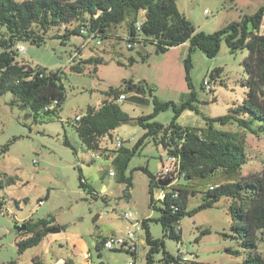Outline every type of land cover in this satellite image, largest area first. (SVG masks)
Segmentation results:
<instances>
[{
    "label": "rangeland",
    "instance_id": "374dc122",
    "mask_svg": "<svg viewBox=\"0 0 264 264\" xmlns=\"http://www.w3.org/2000/svg\"><path fill=\"white\" fill-rule=\"evenodd\" d=\"M177 5L198 31L213 34L245 15L255 14L264 7V0H177ZM64 32V26L50 30L41 46L21 43L26 50L18 57L19 61L32 67L64 72L66 100L59 117L36 122L28 109L19 104L9 105L15 99L13 94L0 96V181H4V188L0 189V202H4L0 206V264H33L35 257L53 262L54 255L45 253L44 243L19 254L17 243L24 237L15 230L16 224L48 216L55 217L57 228L65 229L55 235L61 234L69 241L81 239L90 245L87 253L92 264H128L134 258L125 251L103 248L102 257H99L95 250L96 243L102 238L126 236L130 228L124 218L126 213H133L139 220L151 219L152 237L164 239L166 251L175 257L209 264L243 263L249 252L243 250L237 240L224 236L231 234L232 225L227 198L211 209L182 219L179 225L181 242L164 238L162 225L153 220L159 213L150 208L149 177L139 170L148 167L153 174L163 170L162 159H167L168 153L152 138L129 163L126 175L132 177L133 188L128 191L126 184L119 182V172L113 163L117 156L113 140L119 136L124 147L132 149L145 133L141 126L134 121L124 124L112 133V139L102 141L111 151L110 159L105 156L93 159L92 151L82 143L75 128L76 116L86 112L89 106L100 107L111 88H120L128 80L142 83L146 88L143 95L146 100L142 103L132 99L135 93H126L127 99L118 101L122 110L134 120L153 112V96L163 102H182L189 92L184 63L189 55V44L157 54L151 44L129 49L124 28L112 30V37L106 40H86L84 36L73 34L64 41L61 38ZM98 40L101 45L97 44ZM247 55L246 50L230 53L225 43L214 59L207 58L200 50L193 52L191 79L202 115L185 111L178 119L181 126L204 129L207 127L204 117L225 116L243 103L247 76L242 62ZM72 56L77 62L100 57L106 63L83 65L84 71L78 73L72 70L77 64L72 61ZM218 68L223 69L222 75L217 82L211 81L210 73ZM206 81H211L212 92L205 86ZM173 117L174 113L169 110L160 113L156 121L169 125ZM241 117L247 122V128L237 122L227 126L217 123L216 126L246 137L247 163L242 176H249L264 169V132L259 131L260 123L251 120L249 115ZM9 142H13L10 150L2 153ZM79 169L88 184L87 190L79 187ZM110 172L115 176H110ZM11 177L16 178L13 184L8 183ZM159 196L160 191L156 190L155 198ZM202 197V194L191 197L188 209L199 206ZM203 230H209L210 234L197 241ZM257 244L258 252L264 257V234L261 232ZM61 245L64 247L56 246L53 252L69 259L71 250L66 241ZM148 249L147 244L140 246L137 264H146ZM229 250L240 251V254H230ZM162 257V252L155 254L154 264H161Z\"/></svg>",
    "mask_w": 264,
    "mask_h": 264
},
{
    "label": "trees",
    "instance_id": "16d2710c",
    "mask_svg": "<svg viewBox=\"0 0 264 264\" xmlns=\"http://www.w3.org/2000/svg\"><path fill=\"white\" fill-rule=\"evenodd\" d=\"M137 23L141 25L140 31L136 27ZM263 24L264 7L213 34H207L198 31L193 22L180 12L177 0H0V96L13 94L15 99L9 105L19 104L21 108L28 109L36 122L59 117L66 100L64 72L32 67L18 59V47L21 43L31 42L41 46L47 33L56 27H65V32L61 35L64 41L73 34L84 36L86 40L92 35L93 39L106 40L112 37V30L124 28L129 49L151 44L155 46L157 54H164L188 43L189 55L184 63L189 92L182 102H163L153 96V112L134 120L122 110L118 101L126 93H135L132 99L142 103L146 100L143 97L146 88L142 83L124 81L120 88H111L106 93V99L100 107H88L82 118L75 121L76 131L89 151H102L105 158L110 159L111 151L102 147V141L112 139V133L116 129L134 121L145 130L144 135L132 149L123 146L115 150L117 156L113 161L119 172L118 180L126 184L128 191L133 188L132 177L126 175L129 163L150 138L161 145L168 156L179 159V163L171 165V172L166 176L153 174L148 167L139 168L149 177L150 208L159 213L153 220L162 225L164 238L181 242L179 225L182 219L211 209L223 198H227L230 200L232 225L231 234L224 236L237 240L239 246L249 252L241 264H264V257L258 252L257 244L259 233L264 234V169L260 173L242 176V169L247 163L246 137L237 132L220 130L216 126L217 123L227 126L237 122L239 126L247 128V122L241 117L247 114L251 120L260 123L259 131L264 132ZM82 28H86L90 35H83ZM223 43L232 54L243 50L248 52L242 62L247 76L244 82L247 87L246 97L241 105L225 116H203L207 121L204 129L183 127L178 119L185 111L202 115L191 79V56L194 51L200 50L207 58L214 59L219 55ZM148 57L147 55L144 59ZM72 61L77 63L72 66V70L78 73H82L87 64L106 63L100 57H91L81 62L73 57ZM222 72L221 68L213 70L210 73L211 81L217 82ZM211 81L208 82L212 92ZM169 110L174 113L169 125L156 121L160 113ZM13 142L3 147L2 153H7ZM66 144L70 146L67 140ZM162 163L164 166L166 159H162ZM15 179L9 178L8 183H15ZM168 179L174 182L165 187L160 185ZM79 181V187L87 190L88 184L80 169ZM3 188L4 181L1 180L0 189ZM156 190L160 191L158 199L155 198ZM198 194L203 195V201L189 210L190 198ZM3 203L0 202V206ZM151 221L143 220L144 238L149 247L146 264H154V256L160 252L163 253L161 264H209L169 254L165 249L164 239L152 237L149 226ZM55 222L54 216H48L38 220L29 219L23 223L27 225V229L19 235L24 237L17 243L19 254L41 245L49 230L57 228ZM58 228L61 232L65 230L63 227ZM207 234L210 231L203 230L197 241ZM106 239L98 240L95 245L99 257H102ZM228 253L239 255L240 251L229 250ZM132 257L137 259L135 255ZM33 264L46 263L40 257H35ZM52 264L76 263L69 258Z\"/></svg>",
    "mask_w": 264,
    "mask_h": 264
},
{
    "label": "built area",
    "instance_id": "2783aa9c",
    "mask_svg": "<svg viewBox=\"0 0 264 264\" xmlns=\"http://www.w3.org/2000/svg\"><path fill=\"white\" fill-rule=\"evenodd\" d=\"M206 13H207V11H206ZM136 27L139 31L141 30L140 23H137ZM81 33L85 36L90 35L86 28H82ZM93 37L94 36L92 35L91 38H89V40L93 39ZM97 44L101 45L102 42L100 40H98ZM129 47H131V46H129ZM25 50H26V48L22 45H20L18 47L19 53L25 52ZM205 86H208L210 88L208 81L205 82ZM126 99H127L126 96L122 95V96H120L119 101L126 100ZM82 116H83L82 114L76 116V121H79L82 118ZM106 139H104V140H106ZM114 141H115V148H114L115 150H119L124 146V141L119 136L115 137L113 142ZM102 147L107 148L103 144H102ZM102 156H104L102 151H92V158L93 159H98V158H101ZM173 163H179V159L174 157V156H168L166 159V164L163 166V170L159 174L161 176H166V175L170 174L171 168H172L171 165ZM109 175L115 176L114 172H110ZM42 203L43 202H41V204ZM124 218L130 223V228H128L126 236H124V237H121V236H109V237H107V239L105 240V243H104V248L108 249L110 251H125L127 253H130L131 255H135L137 257V259L128 263V264H137L138 252H139L140 246L143 244H146L145 238H144V236H145L144 223H143V220L137 219L133 213H126L124 215ZM184 260H187V259L184 258Z\"/></svg>",
    "mask_w": 264,
    "mask_h": 264
},
{
    "label": "crops",
    "instance_id": "0c3cea01",
    "mask_svg": "<svg viewBox=\"0 0 264 264\" xmlns=\"http://www.w3.org/2000/svg\"><path fill=\"white\" fill-rule=\"evenodd\" d=\"M102 191H106V187L103 188ZM60 235L48 234V236L43 241L45 245V253L54 255L53 262H45L46 264L63 262L65 260V258L59 252H53V249L56 246H60L63 248L64 245H61V243L63 244L64 241H66L68 248H70L71 250L69 258L74 259L76 264H92L90 258H88L87 253L90 245H88L81 239L76 238L74 240L69 241L68 239L63 238Z\"/></svg>",
    "mask_w": 264,
    "mask_h": 264
},
{
    "label": "water",
    "instance_id": "95a60500",
    "mask_svg": "<svg viewBox=\"0 0 264 264\" xmlns=\"http://www.w3.org/2000/svg\"><path fill=\"white\" fill-rule=\"evenodd\" d=\"M172 182L173 181L171 179H168V180H166L164 182H161L160 185L165 187V186L170 185ZM26 229H27V225L26 224H16V226H15V230L17 231L18 234L22 233ZM48 233L49 234H58V233H61V229L60 228H53V229L49 230Z\"/></svg>",
    "mask_w": 264,
    "mask_h": 264
}]
</instances>
